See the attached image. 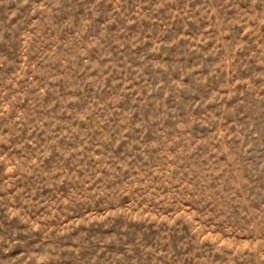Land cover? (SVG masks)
<instances>
[{
    "label": "rangeland",
    "instance_id": "obj_1",
    "mask_svg": "<svg viewBox=\"0 0 264 264\" xmlns=\"http://www.w3.org/2000/svg\"><path fill=\"white\" fill-rule=\"evenodd\" d=\"M0 264H264V0H0Z\"/></svg>",
    "mask_w": 264,
    "mask_h": 264
}]
</instances>
